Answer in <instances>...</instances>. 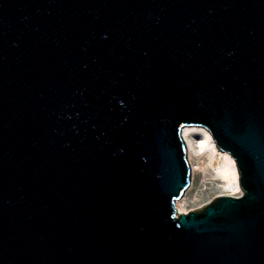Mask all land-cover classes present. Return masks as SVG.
Returning a JSON list of instances; mask_svg holds the SVG:
<instances>
[{
  "label": "water",
  "instance_id": "95a60500",
  "mask_svg": "<svg viewBox=\"0 0 264 264\" xmlns=\"http://www.w3.org/2000/svg\"><path fill=\"white\" fill-rule=\"evenodd\" d=\"M0 264H264V0H0Z\"/></svg>",
  "mask_w": 264,
  "mask_h": 264
},
{
  "label": "bare ground",
  "instance_id": "6f19581e",
  "mask_svg": "<svg viewBox=\"0 0 264 264\" xmlns=\"http://www.w3.org/2000/svg\"><path fill=\"white\" fill-rule=\"evenodd\" d=\"M182 136L187 147L192 180L183 196L175 201L177 213L199 209L220 195L239 196L234 160L217 149L211 135L200 127H185ZM201 171L198 178L196 172Z\"/></svg>",
  "mask_w": 264,
  "mask_h": 264
},
{
  "label": "rangeland",
  "instance_id": "374dc122",
  "mask_svg": "<svg viewBox=\"0 0 264 264\" xmlns=\"http://www.w3.org/2000/svg\"><path fill=\"white\" fill-rule=\"evenodd\" d=\"M200 174H201V171H197L196 172V175H195V178H198L199 176H200ZM191 175H192V172H191ZM191 180H192V176H191ZM190 180V181H191ZM191 185V184H190ZM190 185H189V187H190ZM189 188H187L186 190H185V192L188 190ZM190 210H192V209H190ZM193 210H197V209H193Z\"/></svg>",
  "mask_w": 264,
  "mask_h": 264
}]
</instances>
